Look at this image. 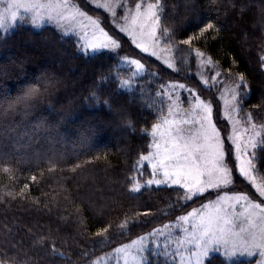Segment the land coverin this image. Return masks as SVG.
Listing matches in <instances>:
<instances>
[{"label": "trees", "instance_id": "obj_1", "mask_svg": "<svg viewBox=\"0 0 264 264\" xmlns=\"http://www.w3.org/2000/svg\"><path fill=\"white\" fill-rule=\"evenodd\" d=\"M71 1L118 37L121 48L85 54L78 47L82 41L77 34L65 35L53 26L35 29L27 21L0 32V72L8 73L0 79V105L7 109L5 98L21 96L29 87L43 93L27 109L0 113V257L17 256L28 264H119L116 248L157 228L177 225L189 207L198 209L209 198L215 199L206 194L185 205L165 187L129 191L130 181L139 179L143 185L150 177L146 165L139 174L135 170L151 143L145 133L167 115L173 95H181L180 89L170 90L169 85L183 83L211 103L214 121L224 134L227 128L220 119L217 87L209 82V88H204L198 82L196 60L205 64L215 83L232 84L243 73L251 88L238 117L244 120L250 113H259L256 122L264 121V112L252 107L264 92V70L258 62L264 54V0H192L190 4L159 0V27L167 30L160 45H172L177 59L174 69L140 52L113 28L104 11L86 0ZM124 3L133 7L157 0ZM207 23L219 27L191 46L179 43L187 36H198ZM47 46L49 51H43ZM196 49L204 53L202 59L195 56ZM22 59L26 63L21 70L16 63ZM133 59L140 61L141 71L130 65ZM45 73L48 78L41 79ZM121 81L128 86L122 87ZM93 91L100 102L88 99ZM113 94L119 105L111 104ZM105 100L110 103L104 104ZM258 153L255 175L264 179V149ZM233 191L255 196L237 174ZM126 222L127 227L120 228ZM166 232L180 235L177 227ZM157 239L159 247L149 238L147 264H176L172 255L160 254L164 237ZM40 240L43 243H34ZM53 244L63 255L51 254ZM170 250L174 252L175 246L170 245ZM205 264L242 263L228 262L215 253Z\"/></svg>", "mask_w": 264, "mask_h": 264}, {"label": "snow or ice", "instance_id": "obj_2", "mask_svg": "<svg viewBox=\"0 0 264 264\" xmlns=\"http://www.w3.org/2000/svg\"><path fill=\"white\" fill-rule=\"evenodd\" d=\"M191 2L192 0H186L188 4ZM121 6L115 0L104 5L113 15L116 14L114 9ZM160 10L159 0L155 4L136 3L134 10L125 11V23L120 27V32L125 33L140 52L157 59L161 38L167 35V30L159 27ZM83 17L85 12L70 0H0V30L5 33L14 27L17 21L24 23L26 18H30L33 28H39L44 21L55 22L58 27L67 23L68 28L64 34L67 35L68 31H79L82 43L78 47L82 48L85 54L121 48V44L117 42L118 37L114 38L105 31L99 21L88 17V23L82 24ZM214 27L219 26L207 23L199 29L198 36H187L180 39L179 43L191 46L195 40L203 38L205 33ZM171 47V44H167L165 50L170 51ZM195 56L202 59L204 53L196 49ZM129 62L135 65L138 72L142 69L139 60L133 59ZM258 62L264 70V54L260 55ZM25 63L22 59L16 66L22 70ZM207 63L211 65L212 61L208 60ZM168 67L171 68L172 65L169 64ZM7 76L6 71L0 72V79ZM45 78H48L46 73L41 79ZM121 86H128V82L121 81ZM185 87L183 83L169 85L170 90H183ZM250 88V82L245 74L241 73L226 89L230 99H225V119L232 124V131L224 138L221 137L223 129L218 130L219 125L214 123L212 104L202 101L196 93L188 89L193 96L191 107L185 112H179L174 111L170 105L167 115L163 116L160 122L152 124L150 133H145L150 136L151 143L148 144L147 154L140 155L136 161L139 167L135 170L139 174L146 165L147 169H150V177L143 185L139 179L130 181L129 191L140 193L142 187H165L175 191L178 200H183L186 205L206 194L210 197L213 190L227 188L234 183V176L238 174V178L247 182L254 190L255 196L252 192H238L233 195L217 193L215 199L209 198L208 202L202 203L198 209L194 208L186 215H180L177 225L157 228L148 235L139 236L131 243L116 248V253L123 255L125 264H147L144 254L150 237L152 244L157 247V238L164 237L160 254L164 257L172 255L176 264H205L212 252H220L225 260L240 255L249 259L255 257V264H264V179H258L255 175L260 155L258 150L264 149V121L259 124L256 122L259 113H250L244 120L236 119L235 115L242 110ZM40 95L43 93L38 89L29 87L23 90L21 96L6 97L7 109L0 105V113L15 112L17 107L27 109L31 101ZM88 99L100 102V97L94 91ZM103 103L110 102L105 100ZM111 104H120L115 94ZM252 107L264 112V92H261L260 102ZM119 111L123 109L120 108ZM22 114L26 116L27 111ZM81 138L87 139L83 136ZM79 166L77 164L75 167ZM24 187L27 188L28 185L25 184ZM143 215L147 216L148 213ZM125 227L127 222L120 225L122 229ZM169 227H177L180 235L173 237L170 232H166ZM103 231L107 232L108 229ZM96 235L101 236L102 233L97 232ZM34 243H43V240ZM170 245L175 246L174 252L170 250ZM51 254L63 255L57 251L55 244ZM152 255H156L155 250ZM0 264L28 262H21L17 256H5L0 257Z\"/></svg>", "mask_w": 264, "mask_h": 264}, {"label": "rangeland", "instance_id": "obj_3", "mask_svg": "<svg viewBox=\"0 0 264 264\" xmlns=\"http://www.w3.org/2000/svg\"><path fill=\"white\" fill-rule=\"evenodd\" d=\"M87 3L93 7L94 9L96 10H102L104 11L105 13H107L110 17V23L111 25L113 26L114 29H116L118 32H120V27L122 25H124L125 21H124V13L127 9H135V6H129L127 4L124 3V0H115L116 3L118 4H121L122 6L121 7H118V8H115L114 11H115V15H113L112 12L108 11L106 7H104V5H106L107 3L111 2V0H86ZM70 2L72 4H74L77 8H79L81 11H83L80 7H78V5H76L74 2H72L70 0ZM97 5H100V7H98ZM124 5H126L127 7H124ZM88 17H91V19H94V20H97L95 17H92V16H89L88 14L85 13V17L81 18V22L82 24H87L88 23ZM26 21L30 23V18H26ZM98 21V20H97ZM17 23H20V21H17ZM15 24V25H16ZM31 25V23H30ZM32 26V25H31ZM43 26H53L55 28H57L58 30H60V32H62L64 34L65 32V29L68 28V25L67 23H65L62 27H58L55 22H52V23H49L48 21H44L41 23L40 27L39 28H42ZM36 29V28H35ZM38 29V28H37ZM90 30V29H89ZM0 32H3V30H0ZM121 33V32H120ZM68 34H77L78 37L80 38V33L79 31H68ZM122 35L126 36L130 41L131 39L125 34V33H121ZM135 46V45H134ZM43 48V51L44 50H47L49 51V48L48 46L47 47H42ZM138 49V48H137ZM139 50V49H138ZM146 54V53H145ZM157 55L159 56V59H157L155 56H152L153 58H155L156 60H159L161 61V63L166 67V68H169L168 65L171 64L172 67L170 69H174V65L175 63H177V59H175L173 57V53L172 51H167L165 50V48H163V46H159V48L157 49ZM130 63V62H129ZM130 65L133 67V69L137 71L135 65L131 64ZM185 64L183 63V65L180 66L183 67ZM196 68L198 69V72L195 73V77L197 78L198 82L204 87V88H209V82H210V87L212 86H216L217 87V100H218V103H219V106H220V119L221 121L226 125V132L223 134L222 131H221V137L224 138L226 136V134H230L231 131H232V124L227 121L225 119V115H226V112H227V108H226V105H225V99H230V97H228V94L226 92V89L231 86L232 84L231 83H228L227 81H224V80H220L218 81L217 83H215L212 79L209 78V70H207L206 66L204 63L200 62V60H196ZM142 70V69H141ZM140 70V71H141ZM189 88H186L184 90H181L182 92L181 95L177 93V95H173L172 98H174V100L171 99L167 109L169 108L170 105L173 106V109L174 111L178 110L179 112H185L187 111L190 107H191V104H190V101L193 100V96L189 93L188 91ZM194 93H196L193 89H191ZM197 94V93H196ZM201 99V98H200ZM202 100V99H201ZM203 101V100H202ZM207 102V101H205ZM168 112V110H167ZM236 115V119H239L241 120L239 117H238V113L235 114ZM215 123V121H214ZM219 130V129H218ZM234 159V157H233ZM238 176V174H237ZM247 183V182H246ZM250 186V185H249ZM176 193V192H175ZM217 193L219 195H233V194H236L234 191H233V184L229 185L227 188H223V189H219V190H213L211 192V195L216 198V195ZM180 201V200H179ZM182 201V204H185V202L183 200ZM188 205H190V202L187 203ZM189 207V206H188ZM189 209V212H190V207L188 208ZM197 209V208H196ZM193 210V209H192ZM191 210V211H192ZM215 253H218V255L220 257H222L223 259H225L223 257V255L220 253V252H212L209 254L208 258L210 257V255L212 254H215ZM117 258H118V261H119V264H125V261H124V257L122 254H117ZM207 258V259H208ZM255 257H253L252 259H249L248 257L246 256H240V255H237L236 257L230 259V260H226L228 262H239V263H242V264H255Z\"/></svg>", "mask_w": 264, "mask_h": 264}]
</instances>
